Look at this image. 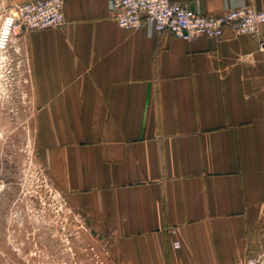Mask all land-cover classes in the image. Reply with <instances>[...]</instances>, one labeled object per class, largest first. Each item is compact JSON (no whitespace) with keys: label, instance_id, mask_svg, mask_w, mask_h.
I'll use <instances>...</instances> for the list:
<instances>
[{"label":"crops","instance_id":"crops-1","mask_svg":"<svg viewBox=\"0 0 264 264\" xmlns=\"http://www.w3.org/2000/svg\"><path fill=\"white\" fill-rule=\"evenodd\" d=\"M173 1L205 15L238 3ZM63 16L22 37L70 209L119 264H239L263 251L264 26L185 40L120 27L108 0H64Z\"/></svg>","mask_w":264,"mask_h":264},{"label":"rangeland","instance_id":"rangeland-1","mask_svg":"<svg viewBox=\"0 0 264 264\" xmlns=\"http://www.w3.org/2000/svg\"><path fill=\"white\" fill-rule=\"evenodd\" d=\"M12 5L0 0V15ZM41 141L20 36L0 49V264H119L102 229L68 206Z\"/></svg>","mask_w":264,"mask_h":264},{"label":"built area","instance_id":"built-area-1","mask_svg":"<svg viewBox=\"0 0 264 264\" xmlns=\"http://www.w3.org/2000/svg\"><path fill=\"white\" fill-rule=\"evenodd\" d=\"M237 1V5L218 15H205L173 0H108V7L120 27H145L151 34L166 32L185 40L258 33L264 26V8L255 7L250 0ZM63 3L64 0H27L4 10L0 15V49L30 30L63 24ZM259 45L264 49V41ZM239 264H264V250Z\"/></svg>","mask_w":264,"mask_h":264},{"label":"flooded vegetation","instance_id":"flooded-vegetation-1","mask_svg":"<svg viewBox=\"0 0 264 264\" xmlns=\"http://www.w3.org/2000/svg\"><path fill=\"white\" fill-rule=\"evenodd\" d=\"M10 47H12V41H8L4 50L7 51Z\"/></svg>","mask_w":264,"mask_h":264}]
</instances>
